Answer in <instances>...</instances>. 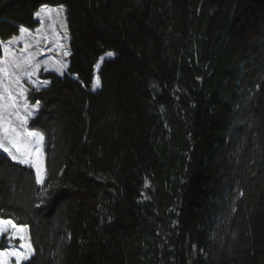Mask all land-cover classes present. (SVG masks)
Masks as SVG:
<instances>
[{
	"label": "trees",
	"instance_id": "obj_1",
	"mask_svg": "<svg viewBox=\"0 0 264 264\" xmlns=\"http://www.w3.org/2000/svg\"><path fill=\"white\" fill-rule=\"evenodd\" d=\"M42 6L71 55L30 96L44 184L0 153L22 264H264V0H0V43Z\"/></svg>",
	"mask_w": 264,
	"mask_h": 264
},
{
	"label": "rangeland",
	"instance_id": "obj_2",
	"mask_svg": "<svg viewBox=\"0 0 264 264\" xmlns=\"http://www.w3.org/2000/svg\"><path fill=\"white\" fill-rule=\"evenodd\" d=\"M42 8L52 9V15L49 16L48 13H41L38 17L36 14L40 12ZM61 8L60 6H42L34 15V20L37 22V26L32 29L21 33V29L18 32V35L13 36L6 42L2 44L7 47L9 43H11V51L12 54L17 59H24L25 57H30L33 60V63H39V69L33 71L31 77L28 76H21L19 85L15 83H10V80H14L15 76L9 77L8 73H3L0 75V110L5 108L8 104L7 96L12 95L16 97L15 103V111L9 108L7 119L12 121V126H15L19 121L17 120L16 112L19 113L20 117H26L27 123L25 124V128L34 133L41 132L32 130L29 128L30 120L36 115L39 104L37 102H32L30 100L31 92L39 91L40 89L46 88L48 85V81L43 79L42 76L47 73H54L56 75H63L65 73L67 64H68V56H64L61 49L57 48V38L59 37V43L64 45L65 48L68 49V42L69 36L66 29V22H65V15L64 11L62 12L60 17L55 15V10ZM64 10V9H63ZM66 33V36H65ZM108 53V52H107ZM106 53L103 54L98 62L94 67V75L92 81V91H97L99 89V84L97 87L93 88L94 83L98 80L97 71L99 69L100 64L102 61L110 58L101 59L105 57ZM9 60L12 59V56L7 57ZM112 58V57H111ZM5 60V53L1 48V56L0 62ZM59 62H65L66 67H61ZM3 65L0 64V67ZM9 71H13V69H9ZM99 81V80H98ZM6 86V87H5ZM23 90V96H20L19 93ZM38 104V107H36ZM25 105H27V111L25 110ZM28 112H32V115L29 116ZM44 137V136H43ZM35 138H30V140H34ZM34 144L29 143V148L34 149ZM45 140L41 141L39 148H40V159H41V166L44 169V177H45ZM0 153L6 156L11 162L17 163L16 161L12 160L11 157L8 156L7 153L3 152L0 149ZM19 164V163H17ZM24 165V164H19ZM30 167L29 165H24ZM36 179L35 169L30 167ZM37 183V182H36ZM38 186H42L43 184L37 183ZM22 228L23 231L19 233H13L11 229L9 232L0 235V238L3 239L6 243V249L0 251H17L20 252L22 256L27 257L26 259H22L19 261V264L27 261L33 254V250L29 243L28 239V231L25 226H19ZM23 236V239L20 237ZM187 247H186V260L187 264H195L197 257L199 256V251L196 247L187 240ZM23 246V247H22ZM8 264H17V258L15 256L7 258Z\"/></svg>",
	"mask_w": 264,
	"mask_h": 264
},
{
	"label": "snow or ice",
	"instance_id": "obj_3",
	"mask_svg": "<svg viewBox=\"0 0 264 264\" xmlns=\"http://www.w3.org/2000/svg\"><path fill=\"white\" fill-rule=\"evenodd\" d=\"M53 10L48 8H42L40 12L36 15L39 17L41 13H48L49 16L52 15ZM63 12V8H59L55 10V15L60 17ZM27 30L21 28V33ZM66 36V33H65ZM0 48L3 49L5 53V60L0 62L3 66L0 67V75L3 73H8L9 77L15 76L14 80H10V83H15L19 85V81L21 76L31 77L34 70L39 69V63H33L32 58L25 57L24 59H17L11 51V43L7 47H5L2 43H0ZM57 48L61 49L64 56L71 55L70 50L64 47V45L59 43V37L57 38ZM12 56V59L9 60L7 57ZM114 56V53L108 52L106 53L105 58H111ZM61 67H66L65 62H59ZM13 69V71H9V69ZM99 81L97 80L93 88L97 87ZM6 87V86H5ZM23 90L19 93L20 96H23ZM3 97H0L2 99ZM8 104L5 108L0 110V149L3 152L7 153L12 160L16 161L19 164L29 165L35 169L36 173V182L40 184H44V169L41 166V153L39 145L41 141H43L44 137L40 133L30 132L25 128V124L27 123L26 117H20L19 113L16 112L17 120L19 121L15 126H12V121L7 119L9 115L8 109L11 108L15 111V103L16 97L12 95L7 96ZM38 107V104L37 106ZM25 110L27 111V105H25ZM28 115L31 116L32 112H28ZM35 138L34 140H30V138ZM29 143L34 144V149L29 148ZM13 233L22 232L23 229L19 228L15 223L11 220L0 219V235L9 232V230ZM24 237L21 236L20 239ZM23 247V246H22ZM15 256L17 258V264L22 259H26L27 257L22 256L20 252L17 251H0V264H8V259L10 257Z\"/></svg>",
	"mask_w": 264,
	"mask_h": 264
}]
</instances>
